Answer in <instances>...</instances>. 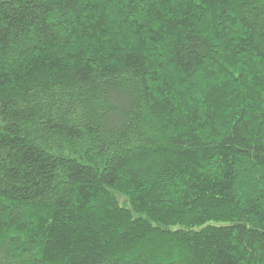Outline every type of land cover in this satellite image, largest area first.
<instances>
[{
  "label": "trees",
  "instance_id": "trees-1",
  "mask_svg": "<svg viewBox=\"0 0 264 264\" xmlns=\"http://www.w3.org/2000/svg\"><path fill=\"white\" fill-rule=\"evenodd\" d=\"M0 264H264V0H0Z\"/></svg>",
  "mask_w": 264,
  "mask_h": 264
}]
</instances>
